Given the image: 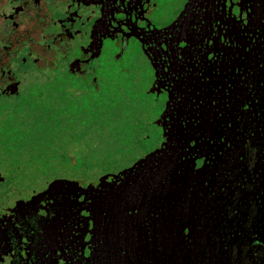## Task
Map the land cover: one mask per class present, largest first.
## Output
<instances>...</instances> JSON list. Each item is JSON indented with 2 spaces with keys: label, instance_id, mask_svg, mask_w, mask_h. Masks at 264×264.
I'll use <instances>...</instances> for the list:
<instances>
[{
  "label": "flooded vegetation",
  "instance_id": "af4514ba",
  "mask_svg": "<svg viewBox=\"0 0 264 264\" xmlns=\"http://www.w3.org/2000/svg\"><path fill=\"white\" fill-rule=\"evenodd\" d=\"M168 4L0 0V141L55 54L96 88L102 52L135 48L145 91L161 102L150 121L156 148L170 149L182 172L190 166L195 219L157 241L149 217L139 242H121L123 230L114 243L101 234L93 242L76 203L83 194L61 200L47 190L54 181L30 186L0 164V264H264V0ZM158 214L161 230L167 212Z\"/></svg>",
  "mask_w": 264,
  "mask_h": 264
},
{
  "label": "rangeland",
  "instance_id": "374dc122",
  "mask_svg": "<svg viewBox=\"0 0 264 264\" xmlns=\"http://www.w3.org/2000/svg\"><path fill=\"white\" fill-rule=\"evenodd\" d=\"M179 2L168 0L166 10ZM58 59L59 55L55 54L53 67L39 70L38 83L41 86L30 90L21 111L14 116V125L8 128V132L19 126L29 130L41 128L45 131L42 132L45 138L38 133V139L34 141V138L14 151L10 150L11 141H0V164L13 179L37 187L48 180L74 176L90 181L104 172L129 166L158 146L161 133L150 121L161 102L145 91L149 72L143 56L135 48H127L119 58L102 52L95 60L100 81L98 88L102 90L107 81H114L116 89L103 98L96 93H87L81 101H76L74 109L78 111L71 120L70 114L61 110L64 104L61 97L67 90L64 87L71 82H87L61 71L62 61ZM56 64L59 65L55 67ZM34 82L35 77L31 84ZM58 84L64 86L58 88ZM70 87L78 88L79 85ZM43 123L50 125L48 131L40 126ZM167 154L176 158L170 149ZM123 199L118 196L117 200ZM136 216L134 214L129 219L123 214V219L118 222L128 224L129 228V234L123 229L121 242L133 241V236L139 237L136 232H130V227L138 224L136 220L131 221ZM117 231L107 232L109 242H115ZM137 240L140 241L139 238Z\"/></svg>",
  "mask_w": 264,
  "mask_h": 264
},
{
  "label": "water",
  "instance_id": "95a60500",
  "mask_svg": "<svg viewBox=\"0 0 264 264\" xmlns=\"http://www.w3.org/2000/svg\"><path fill=\"white\" fill-rule=\"evenodd\" d=\"M74 61L70 62V67ZM149 91L153 89L150 88ZM168 152L169 150L161 145L137 158L129 166L117 171L104 172L86 184L81 178H60L50 184L47 190H51L55 195L62 193V196L64 191L75 192L76 196L83 194L82 199H77L76 203L79 204L78 211L81 209L87 212L85 224L90 227L88 229L93 242L96 241L97 234H101L103 238L106 236V241L109 242L107 232L116 229L117 232L124 229L129 234L128 224L126 226L118 223L123 219V214L129 219L137 214L131 221L136 220L138 226H131L130 232L134 231L139 236L141 234L139 223H144L150 217L153 228L151 231L158 232L156 235V232L152 233V237H155L156 241L162 234L168 238L169 235H173L178 221L183 220V228L188 225L191 230L195 220L190 209L191 201L187 199L193 181L190 176V166H187L182 173V166L177 163V156L173 158L167 154ZM118 196H122L123 201H118ZM181 203L186 205L187 209L182 207ZM181 208H184L183 214ZM164 209L167 212L165 220L163 216L165 223L159 230L158 212ZM131 211L133 213L129 214ZM149 212L154 214L148 215ZM116 225L117 227H114ZM146 226L142 224V231Z\"/></svg>",
  "mask_w": 264,
  "mask_h": 264
},
{
  "label": "trees",
  "instance_id": "16d2710c",
  "mask_svg": "<svg viewBox=\"0 0 264 264\" xmlns=\"http://www.w3.org/2000/svg\"><path fill=\"white\" fill-rule=\"evenodd\" d=\"M60 70L63 71L62 69H60ZM83 82H84V84L79 83V82H71L69 85H67L68 88L64 87L67 90L63 93L64 94L63 97H61L63 99L61 101V103H64L61 106V110H64V111H66V113L70 114V120L73 118V116L76 115V112L78 111L77 109H74V106H77L76 101L77 100L81 101L83 99V96H85L87 93H88V95L90 93H96L100 97L103 98V97L108 96L110 93L113 94L114 93L113 89H116L114 81H107L104 84L106 86H104L102 90L99 89L98 87L94 88L91 84H89L88 81H86L87 82L86 84H85V81H83ZM70 85H72V86L73 85L74 86L79 85V87L78 88H74V87L71 88ZM57 86L59 88V87H62L64 85L58 84ZM50 119H51V117L48 118V120H50ZM43 124H40V126L45 127V129L48 131V129L50 128V125H46V124L43 125ZM15 128L16 129H13V130L11 128V131L8 132V135L5 139L8 141H11V146H10L11 151L19 150L20 147L23 148L27 142H29L31 140L33 141L34 138H35L34 139V141H35L36 139L39 138V136H41L42 138H45V134L42 133L45 131L42 130L41 128H35V130H29V129H26V128L21 127V126L15 127ZM50 131L48 133H50ZM38 133H41V134L38 136ZM62 198L66 199L67 197L60 196L61 200H62ZM56 202H58V201H56ZM62 210H63V208H62Z\"/></svg>",
  "mask_w": 264,
  "mask_h": 264
},
{
  "label": "bare ground",
  "instance_id": "6f19581e",
  "mask_svg": "<svg viewBox=\"0 0 264 264\" xmlns=\"http://www.w3.org/2000/svg\"><path fill=\"white\" fill-rule=\"evenodd\" d=\"M183 173V172H182ZM189 176V175H188ZM192 178H193V176L192 175H190ZM185 201V200H184ZM132 236V235H131ZM134 242H139V240H137V239H135V240H133Z\"/></svg>",
  "mask_w": 264,
  "mask_h": 264
}]
</instances>
